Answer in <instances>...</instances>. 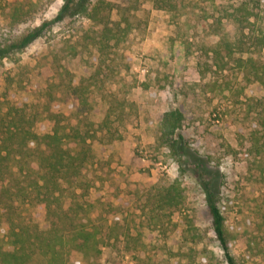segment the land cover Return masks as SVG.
<instances>
[{
    "label": "rangeland",
    "instance_id": "1",
    "mask_svg": "<svg viewBox=\"0 0 264 264\" xmlns=\"http://www.w3.org/2000/svg\"><path fill=\"white\" fill-rule=\"evenodd\" d=\"M65 1L0 0V48L50 24L26 49L8 50L0 60V109L61 103L67 122L85 131L87 114L67 107V72L85 74L95 53L90 38L105 24L121 27L123 38L102 65L103 86L88 95L90 118L101 121L113 111L111 130L121 139L83 172L95 202L90 223L102 239L101 255L84 264H148L156 248L159 264H185L186 254L167 253L179 249L210 251L225 264L211 230L207 181L218 185L238 264H264V254L258 255L264 249V156L251 154L257 104L264 100L253 74L264 76V49L257 43L264 36V0H214V6L211 0H177L174 15L154 0H91L102 4V24L73 15L57 21ZM173 41L180 63L170 58ZM227 42H244L243 52L235 47L229 57ZM173 108L185 116L180 135L186 156L179 158L155 142L163 115ZM175 181L185 203L156 219L158 196ZM27 214L40 220L35 210ZM190 221L205 239L186 246L176 230Z\"/></svg>",
    "mask_w": 264,
    "mask_h": 264
},
{
    "label": "trees",
    "instance_id": "2",
    "mask_svg": "<svg viewBox=\"0 0 264 264\" xmlns=\"http://www.w3.org/2000/svg\"><path fill=\"white\" fill-rule=\"evenodd\" d=\"M91 0H66L57 21L66 16L87 17L102 24V4H92ZM214 6V0H211ZM155 6L174 15L178 9L177 0H154ZM233 16V15H230ZM107 20V18H106ZM248 20V19H247ZM109 21V19H108ZM49 23L34 28L17 43L0 48V60L9 56L8 50L22 51L41 38ZM119 25L105 24L101 32L92 36L91 46L94 55L85 74L73 75L67 72L70 81L67 89L72 97L68 110H79L87 114V129L81 130L67 122V113L61 103L52 102L42 108L36 105L11 106L0 109V264H31L40 258L43 264H84L96 259L102 253V239L99 228L90 223L95 202L91 199L89 184L83 179L86 166L102 159L107 153V145L121 139L112 131L109 115L96 121L89 94L103 86L105 78L102 65H107L109 53L117 48L122 40ZM258 46L264 49V36L257 39ZM176 44V45H175ZM244 42L226 43L229 57L234 48ZM177 42L171 44V59L180 63ZM243 52V51H242ZM243 63V62H242ZM254 65L253 62H251ZM257 82L264 88V76L254 73ZM102 83V84H101ZM100 84V85H99ZM1 105V103H0ZM258 132L253 134L251 154L264 156V100L257 104ZM185 116L180 109H170L159 124L155 137L156 146L167 149L173 157L186 156L183 137ZM70 144H76L72 148ZM262 174H264V166ZM205 201L212 220L211 230L225 264H238L231 251L230 234L221 209L218 185L207 181L204 187ZM155 218L167 209L180 207L185 203L184 190L175 181L159 196ZM35 210L40 220L28 216ZM176 236L183 244H198L205 235L190 221L186 230H176ZM259 248L258 246H256ZM149 258L148 264H159L156 257L159 249ZM183 249V248H182ZM181 249L168 251L173 257L184 256L185 264H220L215 254L205 251L197 255L194 249L181 253ZM161 252V251H160ZM165 254V251H163ZM264 254L262 248L258 255Z\"/></svg>",
    "mask_w": 264,
    "mask_h": 264
}]
</instances>
